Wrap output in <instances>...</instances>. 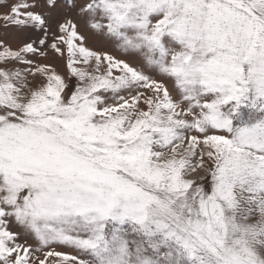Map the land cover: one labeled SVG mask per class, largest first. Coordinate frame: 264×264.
I'll return each mask as SVG.
<instances>
[{
	"label": "snow or ice",
	"instance_id": "1",
	"mask_svg": "<svg viewBox=\"0 0 264 264\" xmlns=\"http://www.w3.org/2000/svg\"><path fill=\"white\" fill-rule=\"evenodd\" d=\"M0 264H264V0H0Z\"/></svg>",
	"mask_w": 264,
	"mask_h": 264
}]
</instances>
